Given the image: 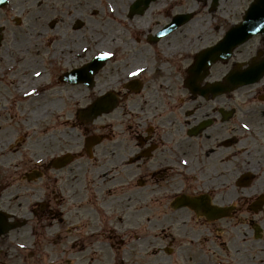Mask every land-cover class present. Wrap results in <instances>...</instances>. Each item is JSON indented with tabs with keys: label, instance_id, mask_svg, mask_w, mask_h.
Returning <instances> with one entry per match:
<instances>
[{
	"label": "flooded vegetation",
	"instance_id": "flooded-vegetation-1",
	"mask_svg": "<svg viewBox=\"0 0 264 264\" xmlns=\"http://www.w3.org/2000/svg\"><path fill=\"white\" fill-rule=\"evenodd\" d=\"M254 2L0 0V43H18L11 49L16 66L31 59L46 70L49 64L61 97L54 120L32 141L37 163L29 157L22 166L0 167V264L106 263L103 244L123 248L126 224L130 235L135 226L143 229V237L134 233L135 251L150 239L151 260L161 252L165 262L178 254L186 264H207L198 247L187 256L185 242L201 244L206 229L231 235L244 223L250 232L212 240L226 255L215 264L264 263V227L257 231L252 213L264 190L250 197L252 210L244 218L236 199L226 201L230 173L238 187L239 157L252 167L248 172H264V74L225 93L206 87L233 69L264 65V34L213 64L203 79L205 68L191 71L197 55L222 43ZM53 43H63L64 52L51 50ZM84 46L87 51L75 57ZM105 52L112 55L100 59L91 81L63 80ZM55 80L66 88L55 87ZM62 94L74 102L86 96L74 118L61 117ZM98 100L101 114L79 118V108ZM182 197L198 207L175 208ZM207 205L233 209L210 218ZM260 207L264 215V200ZM11 222L19 226L9 229Z\"/></svg>",
	"mask_w": 264,
	"mask_h": 264
},
{
	"label": "rangeland",
	"instance_id": "rangeland-1",
	"mask_svg": "<svg viewBox=\"0 0 264 264\" xmlns=\"http://www.w3.org/2000/svg\"><path fill=\"white\" fill-rule=\"evenodd\" d=\"M12 43H2L0 45V54L6 51V48ZM14 44H18V43H14ZM41 46H49V43H37ZM83 44V43H82ZM95 43H91V46H94ZM101 45V43L98 44V46ZM13 52V51H12ZM13 61V60H12ZM39 64V63H38ZM45 66L48 70V76L46 81L44 82V84H52V86H50L49 88H54L53 86V76L55 74L56 71H51L48 68H50L49 64L45 63ZM51 69V68H50ZM50 72V73H49ZM22 78V77H21ZM3 81L4 84L11 86L15 83H17V79H13L10 80V78L8 77V75H0V82ZM55 87L57 86V88L60 87H64L66 88V86L64 85H59L58 82L55 80ZM45 86V85H44ZM63 89V88H62ZM48 90V89H47ZM7 89H3L2 91H0V116L5 114V118L0 120V124L3 123V127H6L7 130L5 132H0V149H3V151H6V157H3L2 159L0 158V165L4 166V167H11L15 164H20V166H22V163L27 162L29 157H32L34 159H37L38 157V149L36 150V152H33L31 147L32 145V141L36 140V134H32L30 135V137H26L25 142L18 148V146L16 144H14V141L16 142L15 139L20 138L22 133L21 130L22 127V117L24 115L27 114V108L23 105V107H21V109H19V106H17L18 101H20L18 95L14 94L13 92H8ZM71 96V94H69V97ZM85 97L86 96H82V99H80L79 102H74L71 99H69L67 96H62V100H60L58 103H60V114L62 118H66L68 116H70L72 118H74L75 112L74 109L76 106L78 105H84L85 103ZM21 115H23L22 117H20ZM53 121V120H50ZM16 122H19V126L17 128L16 126ZM48 121H46L47 123ZM26 127V126H25ZM31 128L33 130H37L38 131V125H33L31 126ZM21 133V134H20ZM43 135L42 133L39 135L41 136ZM12 142V143H10ZM18 148V149H17ZM0 157H2V155H0ZM37 160H34V163H36ZM253 162H255L256 164H258V161L256 159L253 158ZM0 166V167H1ZM264 180V172L262 171H258L256 172V179L254 182L256 181H260L263 182ZM253 213V212H252ZM249 215V212L246 210V206L243 204H241L238 208V215L240 217H243L245 215ZM254 219L256 222L259 223H263L262 221H264V215L260 212L254 213L253 215ZM221 224V223H220ZM219 224V225H220ZM215 227V225H213ZM241 226L240 229H243L242 231H247L250 232V225L247 224H241L239 225ZM136 232H139V228L136 229ZM211 231V230H210ZM210 231H208L206 229V231L204 232V240L201 243V245L197 246L201 249L202 253L204 254V257H206L205 261L208 262L209 264H215L216 260L221 259V258H226V255L224 254V251L222 249H218V247L214 244V240L217 236H219V239H225L228 237H233L236 238L238 236L237 232L234 231L233 234L229 235L227 232H225L222 235H217L215 232L209 233ZM135 233V231H133ZM126 233L130 235L129 231H126ZM141 233V232H140ZM249 235V234H248ZM248 235H245L246 237H248ZM118 236V235H114ZM127 236L125 237V243L123 245V249L128 250V251H132L133 254L135 252V255L133 258H130L131 264H186L185 260L183 257L179 256L178 254L166 258L167 262H165L163 259H160L163 255L160 256H156L153 257L155 260H151L150 257L148 255H146L145 253L149 250L150 246V239H147V243L144 246V250L143 252H137L135 251L132 247L133 245V241L134 238H131ZM244 236V235H242ZM250 236V235H249ZM238 238V237H237ZM238 243L241 244L242 247L246 246L244 242L242 241H237ZM192 243V242H191ZM105 246V249H103V251H101V254L104 256L105 254L108 255V260L100 264H114L113 262H115L116 264H118L119 261V257L121 253L120 249H115L113 250L108 244L107 242H105L103 244ZM196 246V245H195ZM183 249L185 248V252L187 253L188 251L190 252V250H198L196 249V247H192L190 246L189 240L188 242H185V245L182 247ZM122 249V250H123ZM191 250V251H192ZM184 251V250H183ZM219 251V252H218ZM198 253V252H196ZM189 255L187 256H192L191 252L188 253ZM184 255V254H183ZM96 256H94L95 258ZM190 263V262H188ZM95 264H99V263H95Z\"/></svg>",
	"mask_w": 264,
	"mask_h": 264
},
{
	"label": "bare ground",
	"instance_id": "bare-ground-1",
	"mask_svg": "<svg viewBox=\"0 0 264 264\" xmlns=\"http://www.w3.org/2000/svg\"><path fill=\"white\" fill-rule=\"evenodd\" d=\"M97 47L95 48V50L99 51L100 49L97 50ZM14 48L17 49V46L11 44V48H9V50H6L5 52L0 54V75L7 74L10 80L17 79V83L8 86L4 84L3 81H1L0 91L6 88L8 92L10 91L18 95L20 101H18L17 106H19V109H21L23 105L27 108V114L24 116L21 115L20 117L23 116L21 126L24 128L22 129H24L25 132L29 133V131L32 130L31 126L35 124L42 125V122H44V120L55 118V104L61 97L60 93L55 91V89L51 88L46 90V88L43 87L48 72L45 68L38 64L36 59H31L28 65L20 64L16 66L13 63V52L11 51V49L14 50ZM51 50L56 51V53H58V51L63 53L65 50V46L63 45V43H53ZM86 51L87 49L84 46L76 49L73 54L75 57H77L83 55ZM55 59L56 56L55 54H53L51 55V57H49L48 60L50 62H54L56 61ZM72 99H74V97ZM4 118L5 114L0 116V120ZM6 130L7 128L3 127L2 124H0V132L3 133ZM5 153L6 151L0 149V155H3ZM244 160L245 156L239 157V164L241 161H243V163L241 162V166L239 165L238 173L241 172V170L252 168L249 164L244 163ZM229 176L231 179L230 189L226 196V201L228 203L233 204L235 199L237 201H240L241 199H249L254 194L264 190V182L260 181L254 183L250 188H235L232 186L234 175L230 173ZM239 235L240 232H238V236ZM122 261L126 262V256H122Z\"/></svg>",
	"mask_w": 264,
	"mask_h": 264
},
{
	"label": "water",
	"instance_id": "water-1",
	"mask_svg": "<svg viewBox=\"0 0 264 264\" xmlns=\"http://www.w3.org/2000/svg\"><path fill=\"white\" fill-rule=\"evenodd\" d=\"M255 13L256 12L254 9L250 10V14L246 17L245 22L240 27H238L236 30L230 31L228 33V35L226 36V40L229 42L231 41V42L221 43V45L217 48L218 55L216 56V58L229 57L233 48L242 44V43H238L240 42V40H246L247 38H249L256 32L264 31V24L258 25V20H257V17L255 16ZM209 54H214V49L211 50ZM250 77H251L250 74H248L247 72L242 75H237L232 78L229 77L228 83L223 85V87L225 86L235 87V86L243 85L247 82H250L251 79H248Z\"/></svg>",
	"mask_w": 264,
	"mask_h": 264
},
{
	"label": "snow or ice",
	"instance_id": "snow-or-ice-1",
	"mask_svg": "<svg viewBox=\"0 0 264 264\" xmlns=\"http://www.w3.org/2000/svg\"><path fill=\"white\" fill-rule=\"evenodd\" d=\"M102 55L105 56V57H107V56L112 55V53L105 52V53H103ZM38 74H39V73H38ZM137 74H138V72H133V73H132V75H137Z\"/></svg>",
	"mask_w": 264,
	"mask_h": 264
}]
</instances>
